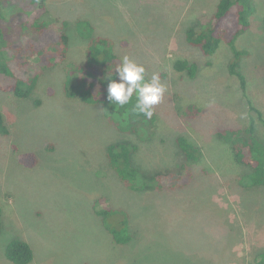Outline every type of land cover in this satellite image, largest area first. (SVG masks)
Listing matches in <instances>:
<instances>
[{"label":"rangeland","instance_id":"1","mask_svg":"<svg viewBox=\"0 0 264 264\" xmlns=\"http://www.w3.org/2000/svg\"><path fill=\"white\" fill-rule=\"evenodd\" d=\"M217 2L48 1L51 17L71 22L64 29L75 49L85 42L74 22L88 18L98 32L118 39L125 55L148 64L155 73L170 68V60L177 56L199 62L200 70L192 78L168 70L161 102L166 127L145 140L115 132L99 121L95 109L66 99L61 94L65 75L60 69H49L40 80L35 96L44 101L40 107L35 99H15L0 90V109L12 129L8 137L0 135V193L8 202L2 216L0 264H13L5 252L17 237L35 249L30 264H255L259 260L264 251V187L238 186L239 170L228 146L215 135L219 127L248 124V99L228 72L229 46L206 57L185 36L189 27L208 21ZM238 45L248 52L242 62L249 80L247 94L264 114V0H256L252 27ZM48 87H53L55 96L44 93ZM187 101L203 107L202 115L190 124L176 109ZM257 122L264 138V126ZM180 133L200 143L208 167L216 172L199 175L176 192L125 191L107 165L105 146L124 137L135 140L137 158L155 170L183 163L175 143ZM52 142L57 144L55 152L49 150ZM25 152L37 153V166L21 160L20 153ZM240 183L245 184L243 179ZM102 194L110 203L128 208L131 243H113L93 207Z\"/></svg>","mask_w":264,"mask_h":264},{"label":"trees","instance_id":"2","mask_svg":"<svg viewBox=\"0 0 264 264\" xmlns=\"http://www.w3.org/2000/svg\"><path fill=\"white\" fill-rule=\"evenodd\" d=\"M48 1L0 0V90L15 99L34 100L43 75L56 68L65 75L61 94L76 105L95 109L99 121L107 122L115 132L125 136L135 134L140 140H145L166 127L161 103L155 106L151 119L131 112L135 95L132 102L124 107L116 109L115 105L108 104L109 79H118L116 68L125 55L119 48V40L98 32L90 19L80 18L74 26L85 45L75 49L77 46H71V37L64 29L71 22L51 17ZM255 10L256 0H218L208 21L189 27L185 34L186 42L206 57H212L223 46H229L231 50L228 72L237 78L248 99L250 121L246 126L219 127L215 135L228 146L231 161L239 170L236 181L243 190L264 187V138L259 135L257 127V121L264 126V114L247 94L249 80L242 62L248 52L238 45L241 36L252 27ZM139 64L145 66L148 78L155 73L148 64ZM170 68L185 72L192 78L198 74L200 63L177 56L170 60ZM170 68L156 71L164 85ZM44 93L48 97L55 96L53 87H48ZM34 103L40 107L44 101L37 98ZM176 109L188 124L198 120L203 113V107L196 101L179 104ZM11 133V125L0 109V135L8 137ZM175 143L183 156V163L176 161L172 166L155 170L140 162L136 155L139 145L128 137L109 142L104 148V156L118 183L132 194L176 192L186 188L199 175L209 177L216 172L208 167L205 151L193 136L180 133L175 137ZM56 149V142H52L49 150L55 152ZM20 156L26 165L37 166V153L25 152ZM242 179L245 184L240 183ZM93 207L102 218L113 243H131L134 233L127 207L110 203L104 194L94 199ZM7 208L8 202L0 193V235L3 212ZM5 253L13 264H30L35 258L32 244L19 237L8 243ZM259 255L255 264H264V251Z\"/></svg>","mask_w":264,"mask_h":264},{"label":"clouds","instance_id":"3","mask_svg":"<svg viewBox=\"0 0 264 264\" xmlns=\"http://www.w3.org/2000/svg\"><path fill=\"white\" fill-rule=\"evenodd\" d=\"M116 75L118 79H109L107 85L108 104L115 105L116 109L124 107L132 102L135 95L131 112L151 119L155 106L163 101L166 92V86L161 82L159 74L153 73L148 78L144 65L124 55L116 68Z\"/></svg>","mask_w":264,"mask_h":264}]
</instances>
